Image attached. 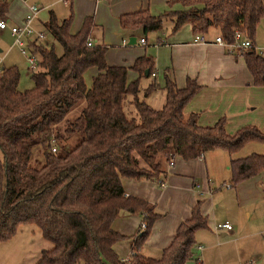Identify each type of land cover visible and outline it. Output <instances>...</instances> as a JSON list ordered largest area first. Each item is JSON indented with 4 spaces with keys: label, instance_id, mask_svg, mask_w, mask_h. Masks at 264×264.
<instances>
[{
    "label": "trees",
    "instance_id": "16d2710c",
    "mask_svg": "<svg viewBox=\"0 0 264 264\" xmlns=\"http://www.w3.org/2000/svg\"><path fill=\"white\" fill-rule=\"evenodd\" d=\"M175 2L181 9L159 15L139 9L119 15L118 24L145 35L169 20L171 31L187 23L193 35L212 27L225 42L232 41L234 30L252 42L264 18V0ZM6 9L0 0L1 20ZM67 9L59 21L49 12L42 25V32L60 45V55L38 41L27 45L37 69L29 75L30 89L17 91L14 66L0 68V242L9 240L19 226L31 224L50 243L33 264H184L193 254L194 233L206 228L199 201L178 223L159 257H144L137 249L160 214L145 200L125 195L120 178L157 179L177 156L187 160L214 149L231 155L246 143H264V131L246 125L227 134L222 119L199 126L194 113H183L200 88L193 79L187 78L182 88L166 75L161 87L151 80L143 97L159 88L164 91L163 104L152 108L138 96L139 77L152 73V59L136 58L130 69L137 77L126 83L124 66L105 63V46L86 44L90 17L77 32H68L70 5ZM240 55L252 84L264 86V57L253 49ZM89 67L97 73L86 88L83 73ZM72 110L73 116L65 118ZM228 168L234 186L264 168V154L230 158ZM120 210L141 213L145 223L131 238L123 261L111 248L124 238L110 227Z\"/></svg>",
    "mask_w": 264,
    "mask_h": 264
},
{
    "label": "crops",
    "instance_id": "0c3cea01",
    "mask_svg": "<svg viewBox=\"0 0 264 264\" xmlns=\"http://www.w3.org/2000/svg\"><path fill=\"white\" fill-rule=\"evenodd\" d=\"M62 3L71 7L72 18L68 32H77L83 19L90 17L91 44L105 46L104 59L108 66L126 68V83L137 77V73L130 69L133 61L148 56L153 62V75L150 74L148 78H156L159 87L163 84V80L159 79L160 74L166 75L177 88L184 87L187 78L199 85L198 91L183 108L184 114H195L199 126H210L222 119L227 134H233L246 125L264 131V86L252 84L241 52L213 43L214 37L219 35L216 29L210 27L203 34L205 42L195 43L192 41L194 35L189 24L171 31V22L165 20L163 23L167 25L161 26L160 33L151 32L153 40L148 42L147 35L140 29L124 30L118 24L119 15L139 9H146L152 15L181 9L175 0H63ZM25 10L27 7L17 14L15 9L9 10L7 5L3 21L22 22ZM262 20L264 18L256 26L252 43L264 53V48H261L264 47V38H261L264 35ZM130 37L134 38L132 44H128ZM139 38H144V42L139 43ZM96 73L95 67L84 71L83 82L86 88ZM151 95L159 97L160 107L164 101V91L159 88L147 97ZM251 154H264V143H246L231 155L214 149L187 160L177 156L171 165L164 166V173L157 179L121 177L120 184L125 195L145 200L160 214L152 222L137 252L144 257L158 258L161 250L169 245L178 223L189 217L197 201L200 213L206 218V228L194 233L193 245L201 246L200 249L192 246L195 258L201 257L202 242L208 245L216 231L221 232V237L225 232L231 235L255 234L257 227L264 222L260 218L264 213V168L234 186L229 184L228 168L230 158H243ZM218 208L228 213L226 217L232 225L230 229L216 228L214 225V215ZM141 217V213L120 210L110 224L113 231L124 236L111 246L120 261L125 260L130 253V240L140 227ZM10 249L11 245L0 247V255L4 256ZM204 263V259L199 258V264ZM193 264H196L195 260Z\"/></svg>",
    "mask_w": 264,
    "mask_h": 264
},
{
    "label": "rangeland",
    "instance_id": "374dc122",
    "mask_svg": "<svg viewBox=\"0 0 264 264\" xmlns=\"http://www.w3.org/2000/svg\"><path fill=\"white\" fill-rule=\"evenodd\" d=\"M62 1L63 0H5L9 10L15 9L17 14H19L24 7L26 9L29 5H34L40 8L30 26L32 30L31 36L21 39L25 50L27 45L36 39L38 40L37 43L42 44L45 47H52L54 53L60 55V45L56 43L49 34L42 32L41 24L48 19L49 12H51L58 21L66 16L67 5H64ZM4 22L6 28L0 30V65L2 64V67L14 66L17 69L18 81L16 89L17 91L22 92L23 90L31 88L32 82L29 79V75L37 69H28L26 60L27 55L22 56L20 54L18 47L13 44V38L8 31L10 27L20 25L21 20L18 22L10 21L13 24L9 21ZM261 22H264V20ZM166 25L167 24L163 23L162 27ZM161 29L158 30L159 33L161 32ZM38 32H41L42 38L37 39ZM145 35H147L148 42L153 40V34L151 32ZM261 38H264V35H262ZM257 48L255 47V51L261 53L264 57V53H262L263 51ZM147 78H139L140 91L138 96L140 99H143L146 104L158 108L160 102L158 96H142V90L147 86L150 80H154L157 83L156 78ZM159 79L161 81L163 80V74L159 75ZM129 112H131L130 109ZM73 114L74 110L67 113L65 118H71ZM63 150V147L58 145L57 151L62 152ZM227 214L226 211H222L221 208H218L214 215V225L225 221L232 227L229 219L226 217ZM263 217L264 213L260 217L262 221ZM220 233L221 232L216 231L215 236L211 238L208 245H205V242H202L201 245L203 250L201 257L205 261L204 264H264V222H261L257 227L255 234L231 235L230 233L225 232V235L221 237ZM6 245H11V249L7 250L4 256L0 255V264H33L37 258L36 256H39V250L50 247V243L41 238L38 228L31 224L19 226L15 234L9 240L4 243L0 242V247H5ZM194 246L198 245L194 244L193 247ZM203 254H205V257ZM201 257H199L200 260H202ZM194 259L195 253L194 255L192 254L191 258L184 264H193Z\"/></svg>",
    "mask_w": 264,
    "mask_h": 264
},
{
    "label": "built area",
    "instance_id": "2783aa9c",
    "mask_svg": "<svg viewBox=\"0 0 264 264\" xmlns=\"http://www.w3.org/2000/svg\"><path fill=\"white\" fill-rule=\"evenodd\" d=\"M37 12H38L37 6H34V5L27 6V11L22 18L21 24L12 26L8 29L11 37L13 38V44L18 47L20 54L22 56L27 55L26 60H27L29 70H33L35 68V59L36 58L34 55L29 53L27 47H26V50L23 48V43H22L21 39L22 38H28L31 36L32 30H31L30 26H31V23L33 22ZM5 28H6L5 22L3 20H0V30H3ZM38 38H42L41 32L37 33V39ZM34 41H38V40L35 39ZM192 41L195 43H197V42L204 43L205 42V40L203 38V34H195L192 38ZM143 42H144V39L139 38V43H143ZM213 43H216L217 45L224 46L231 51L237 50L239 52H242V51L247 50V49L255 50V47H254L253 43L251 42V40L248 39L247 37H245L244 35H242V33L237 31V30L233 31L231 42L223 41L220 38V36L218 35V36L214 37ZM86 44L90 45L91 44L90 40H88ZM257 53H259V52H257ZM151 75H153V73H151ZM52 151H53V149H52ZM171 164H172V162H170L168 165H171ZM159 185H162V184L159 183ZM263 221H264V217H263ZM144 226H145V223L141 222L139 228L143 229ZM216 228H224V229L228 230L231 228V226L227 222H223L220 224H216ZM200 248H201V246H199V245L196 246V249H200ZM195 263L199 264V258L198 257L195 258Z\"/></svg>",
    "mask_w": 264,
    "mask_h": 264
},
{
    "label": "water",
    "instance_id": "95a60500",
    "mask_svg": "<svg viewBox=\"0 0 264 264\" xmlns=\"http://www.w3.org/2000/svg\"><path fill=\"white\" fill-rule=\"evenodd\" d=\"M132 43H134V38H133V37H130V38L128 39V44H132Z\"/></svg>",
    "mask_w": 264,
    "mask_h": 264
}]
</instances>
